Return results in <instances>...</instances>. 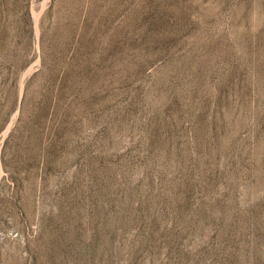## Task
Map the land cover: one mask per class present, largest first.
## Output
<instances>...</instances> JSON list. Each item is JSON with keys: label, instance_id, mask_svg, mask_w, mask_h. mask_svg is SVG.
<instances>
[{"label": "rangeland", "instance_id": "374dc122", "mask_svg": "<svg viewBox=\"0 0 264 264\" xmlns=\"http://www.w3.org/2000/svg\"><path fill=\"white\" fill-rule=\"evenodd\" d=\"M0 264H264V0H0Z\"/></svg>", "mask_w": 264, "mask_h": 264}]
</instances>
